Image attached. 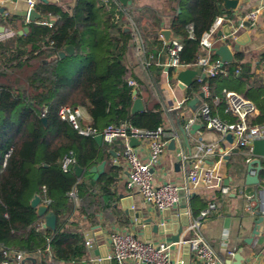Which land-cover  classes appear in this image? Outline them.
<instances>
[{"label":"trees","instance_id":"16d2710c","mask_svg":"<svg viewBox=\"0 0 264 264\" xmlns=\"http://www.w3.org/2000/svg\"><path fill=\"white\" fill-rule=\"evenodd\" d=\"M173 1L176 6L171 28L183 45L179 59L199 71L194 66L202 52L199 37L217 15L227 11L222 8V0ZM37 6L58 18L51 24H43L42 20L27 22L21 27H27L22 34L7 19L14 33L0 39V260L4 258L2 249H9L24 254L39 251L42 264H46L48 252L52 260L77 262L85 255L83 236L68 227V217L78 203L80 209L91 204L85 195L89 191L99 188L108 192L113 181L111 173L105 172L93 180L89 168L105 156L110 144L98 145L92 136L79 135L57 115L58 107L84 108L91 117L90 124L97 129L109 123L126 122L139 129L154 130L161 126L163 113L158 103L143 111H130L135 97L133 89L142 97L145 85L125 64L131 35L114 24L113 10L93 0H75L69 9L57 3ZM177 7L181 12L178 15ZM69 45L73 47L72 53L65 52ZM60 52H64L65 58L79 55L85 64L74 75L64 73V57L59 56ZM209 58L219 59L213 50ZM241 59L242 53L235 52L234 59L224 66L226 74L204 78L208 88L205 102L213 114L221 95L228 92L217 87L220 80L236 70L240 72L238 76L248 75ZM148 69L155 74L151 83L157 91L162 69L151 66ZM172 72L168 68L167 75L173 76ZM129 80L135 85H130ZM260 100L261 105L256 103L259 113L254 116L248 113L246 119L248 124L264 129V96ZM43 108L46 123L41 121ZM69 151L75 164L83 168L79 177L72 168L67 171L61 168V159ZM43 186L50 199L48 206L56 215L55 231L41 227L35 209L29 204L34 194L42 196ZM72 188L77 195L75 201L68 196Z\"/></svg>","mask_w":264,"mask_h":264},{"label":"crops","instance_id":"0c3cea01","mask_svg":"<svg viewBox=\"0 0 264 264\" xmlns=\"http://www.w3.org/2000/svg\"><path fill=\"white\" fill-rule=\"evenodd\" d=\"M33 1L35 4L32 7L41 15L35 21L45 20L51 24L58 16L40 11L41 7L37 5L39 3H57L69 9L75 0ZM93 1L97 5H105L108 10H113L114 24L119 26L123 32H128L131 35L130 47L124 56V61L129 71L145 85L144 90L141 91L142 97L139 96L143 101L144 110L152 108L158 103L163 113L161 126L171 128L177 133L176 138L167 144L158 162L153 165L152 173L156 184L165 181L176 184L179 187L180 197L185 198L187 206L185 216L189 220V224L183 228L180 235L181 240L189 239L194 235L195 231L190 226L195 219H199L198 231L215 251L219 259L217 264H264V156H253V160L256 158L259 160V168L258 170L256 168L257 172L253 174L257 175V181L248 183L245 180L246 150L239 147L233 138L232 140L226 139L217 131L206 127L199 118L192 123L196 124L194 129L191 127L192 124L186 127L188 119L198 112L205 97L200 94L202 91L195 82L190 87H181L176 80V74L168 76V68L164 66L168 57L166 42L161 38L160 31L161 29H170L171 37H175L171 23L174 16L173 7L176 6V3L173 0H128L126 5H122L119 0ZM261 4L264 5V0H237L234 9L226 10L221 2L222 8L227 11L226 15L230 20L225 21L218 30L221 31V34L216 32L212 50L214 52L218 45L226 43L234 55L237 51L242 53L241 60L248 68V75L238 76L240 72L237 71L231 76L227 75L222 78L217 86L218 88L224 87L228 93H231L230 95L225 94V96L222 94L220 101L218 98L216 99L219 102H216L215 114L225 121L237 120V116L229 110L230 105L236 99L251 100L254 104L250 102L255 105L251 112L252 116L259 113L256 103L261 105L260 99L264 96V6L258 12L252 25L244 17L248 11ZM0 7L3 8V12L0 13V26L4 27V31L0 32V39L14 33L12 26L6 23L7 19L15 25V29L17 28L18 31L22 30L21 27L25 23L31 22L27 20L28 0H0ZM176 13L177 15L181 13L178 7ZM239 21L243 26H239ZM247 22L249 25H246ZM226 30L230 31L231 37L225 34ZM236 39L242 42L238 44L237 51L234 50ZM145 61H149L148 66L144 65ZM150 66L162 69L159 72L160 88L158 87L157 91L151 83L155 74L148 69ZM196 72V76H198L200 71L196 70ZM165 80L172 85L173 94L179 101V106L176 108H169L164 102L161 84ZM158 91L159 95H157ZM82 110V123L90 124V115L84 108ZM246 120L248 123L249 119ZM191 130L194 132L191 133ZM198 143L212 148L210 153L202 155L200 164L204 168L213 169L220 178V184L228 187L226 194L221 193L218 187L189 183L190 160L186 161L184 157L192 155ZM103 144L105 142L100 145ZM133 147L141 159L148 158V139H138ZM107 149L108 152L105 156L92 165H97L104 160L103 171L96 178H94V173H90L93 174V180L98 179L105 172L111 173L113 181L108 186V192L99 188L89 191L90 194L85 195H88L91 204L84 205L80 209L78 203V207L68 217L70 224L68 227L82 234L83 243L86 233L88 236H92L95 241L94 247L88 249L84 244L85 255L81 256L77 262L52 260L48 252L46 264H92V261L97 259L101 253L111 251L109 235L115 231L130 232L145 239L142 227L133 222L130 215L124 211V203H122L120 195L129 196L133 201V208L141 211L142 217L152 216L154 219L163 220L161 213L156 217L157 208L154 205L144 202L139 195L131 197L128 194L125 185L127 164L123 156V141L116 139L114 143L107 145ZM258 165L255 164V166ZM210 201L215 203V207L205 216H200L201 210L205 209ZM178 210L179 204L173 206L170 213L177 214ZM38 219L41 227L48 229L43 227L42 217H38ZM255 228L257 232H254ZM168 236L169 234H152L151 240H167ZM48 250V248L45 249L46 252ZM182 254V244L173 243L171 247L173 264H179ZM237 254L242 257L239 262L235 259ZM25 255L33 256L36 259V264H42L39 251ZM109 264L116 263L112 260ZM189 264L203 263L196 258L193 252H190Z\"/></svg>","mask_w":264,"mask_h":264},{"label":"built area","instance_id":"2783aa9c","mask_svg":"<svg viewBox=\"0 0 264 264\" xmlns=\"http://www.w3.org/2000/svg\"><path fill=\"white\" fill-rule=\"evenodd\" d=\"M34 4L35 2L33 0H28L29 8ZM263 6L264 5L261 4L248 11L244 19L252 25ZM229 20L226 14L217 15L208 29L199 37V46L202 52L197 57L194 66L200 71L195 81L200 84L203 97L208 95L207 84L203 82L204 78L220 73H227L224 67L225 65L221 64L219 59L210 61L209 53L212 51L216 32L225 21ZM42 23L50 24L45 20H42ZM239 26H243L241 21ZM188 29L191 31V26H188ZM190 36H192L191 33ZM137 42H139V40H137ZM182 47L181 41L176 37H171L166 42L168 58L164 66L166 68H171L174 75L179 70L193 68L191 64H185L180 61L179 53ZM148 64L149 61L144 62L145 66H148ZM201 74H203V76H201ZM128 83L130 85H135L133 80H129ZM161 90L163 91L164 102L167 107L176 108L179 106V101L174 96L173 89L167 80L161 84ZM227 94L230 95L231 93L226 92V95ZM214 100L217 102L216 99ZM229 110L237 116V120L230 122L222 120L211 112L210 106L204 100L198 112L188 119L186 127L191 125L195 119L199 118L206 127L217 131L221 136L225 137L226 134L230 133L236 144L246 150L244 161L249 164L254 156L252 152V142L255 139L264 138V129L257 125L247 123V114L254 110V105L250 101L236 99V101H233L230 105ZM45 112L46 108H43L41 115L44 116ZM82 112V107L79 106L60 105L57 109V115L61 119L68 121L79 135L93 137L100 133L102 134L103 142L108 144L113 143L116 139H121L123 141V156L127 164L125 185L131 197L135 195L141 196L144 202L154 205L160 212L164 209L170 210L179 203V187L168 181L156 184L152 173L153 165L158 162L167 144L176 138V131L163 126H158L154 130L139 129L126 122L109 123L97 129L89 123H82ZM131 137L148 139L149 154L147 159H141L134 150V147L129 145ZM10 151L11 148L5 153V159L8 157ZM211 151V147H207L203 143H198L195 147V152L189 157H184L186 161L190 160V168L188 170L189 183L192 185L218 187L221 193L226 194L228 192V187L220 184V178L213 169L204 168L200 164L202 155L210 153ZM74 164L75 159L72 151L63 155L61 159V168L63 171L69 170ZM256 172V168H253L250 173L254 174ZM68 196L72 201L76 200L77 195L74 188L68 192ZM40 198L41 202L47 205L50 203V199L46 196L44 186L42 187V196H40ZM214 207L215 203L210 201L207 207L201 210L200 216H205ZM199 224V219H195L190 226L195 231L194 235L187 240H180L179 243H186L189 247V252H193L196 258L203 264H217L219 263V259L212 247L199 233ZM85 235V246L88 249L93 248L95 245L94 238L88 236L87 233ZM109 241L111 251L107 253V259L109 261L114 260L116 264H173L171 260V247L173 242L169 240H145L130 232L115 231L109 235ZM229 253L232 254V252ZM2 255L4 258L0 260V264H20L21 259L25 256L22 251L9 249H2Z\"/></svg>","mask_w":264,"mask_h":264},{"label":"water","instance_id":"95a60500","mask_svg":"<svg viewBox=\"0 0 264 264\" xmlns=\"http://www.w3.org/2000/svg\"><path fill=\"white\" fill-rule=\"evenodd\" d=\"M122 5H126L128 0H119ZM237 0H222V5L226 10L229 9H234L236 7ZM3 12V8L0 7V13ZM40 14L35 10V8L30 7L27 11V20L28 21H35L40 18ZM240 22V21H239ZM248 23V22H247ZM246 25H249L246 24ZM228 28V26H226ZM4 31V27L0 26V32ZM27 31V27H23L22 30H19L18 33L22 34L23 32ZM221 31H218V34ZM160 34L165 42H167L171 38V30L170 29H161ZM226 35L232 36L230 34L229 30H226L225 32ZM242 43L240 40L236 39V44H235V49L237 51V46L238 44ZM65 52L67 53H72L73 52V47L71 45L67 46L65 49ZM214 54L219 57V60L221 64L225 65L227 63H230L233 58L234 54L231 48L229 47L228 44L223 43L218 45L214 49ZM60 57L64 56V52L59 53ZM197 72L195 69L192 68H187L183 70H179L176 73V80L179 82L181 87H190L193 85L194 77L196 76ZM203 76V74H201ZM133 95H136V90H133ZM203 95V92L200 93ZM144 110V104L142 99L139 96H135V98L132 101V105L130 108V111L132 113L143 111ZM41 121L43 123H46V118L45 116L41 117ZM196 124H192L191 127L194 129ZM194 131L191 130V133ZM225 138L228 140H232L231 134H226ZM93 139L100 145L103 142L102 134H96L93 136ZM186 140V138H185ZM138 139L135 137H131L129 140V145L134 146V143L137 142ZM172 142V141H171ZM252 152L254 155L257 156H264V138L260 139H255L252 142ZM105 161H101L99 164L92 166L89 168V172L94 173V178L98 176L103 171ZM255 164H259V160L256 158L251 161V163L246 165V173H245V180L248 183H253L257 181V175L251 174V170L253 168H259L258 166H255ZM73 173L76 177H79L82 172L83 168L80 167L77 164H74L72 167ZM120 198L122 200L123 206H124V211L130 215L131 220L135 222L137 225L141 226L145 235V240H151L152 234H159V235H164V234H169L167 237V240L173 242V243H179L181 238L180 235L183 231V228L185 226H188L189 220L185 216V212L187 211V206L185 202L184 197H180L179 200V210L178 213L176 214H171L169 209H164L161 212L157 210L156 212V217H158L161 213L162 219H154L152 216H147V217H142L141 211H137L133 208V201L132 199L127 196V195H120ZM29 204L31 207L35 209V213L38 217H42L43 219V227L50 229L51 231L56 230V215L55 213L49 208V206L43 202H41V198L39 195L34 194L33 197L30 199ZM186 217V218H185ZM165 220V221H164ZM254 232H257V229H254ZM186 238L185 240H187ZM184 240V239H183ZM182 257L181 261L179 264H189V247L186 243L182 244ZM97 253V252H96ZM241 256L237 254L235 256V259L238 260V262L241 260ZM109 260L107 259V253L104 251L101 253L97 259L92 261V264H109ZM20 264H36V259L31 256V255H25L21 261Z\"/></svg>","mask_w":264,"mask_h":264},{"label":"rangeland","instance_id":"374dc122","mask_svg":"<svg viewBox=\"0 0 264 264\" xmlns=\"http://www.w3.org/2000/svg\"><path fill=\"white\" fill-rule=\"evenodd\" d=\"M84 64H85L84 59L81 58L79 55H73V56L67 55L66 58L64 57V62L62 63V69H63L62 71L64 73L74 75ZM170 86L172 87L171 84Z\"/></svg>","mask_w":264,"mask_h":264}]
</instances>
